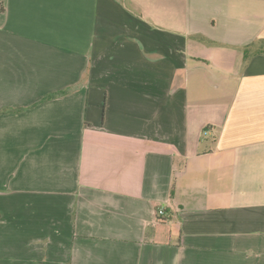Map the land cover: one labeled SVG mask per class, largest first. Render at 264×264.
Masks as SVG:
<instances>
[{"label":"crops","instance_id":"crops-1","mask_svg":"<svg viewBox=\"0 0 264 264\" xmlns=\"http://www.w3.org/2000/svg\"><path fill=\"white\" fill-rule=\"evenodd\" d=\"M260 45L264 0H0V264H264Z\"/></svg>","mask_w":264,"mask_h":264},{"label":"trees","instance_id":"trees-1","mask_svg":"<svg viewBox=\"0 0 264 264\" xmlns=\"http://www.w3.org/2000/svg\"><path fill=\"white\" fill-rule=\"evenodd\" d=\"M257 51L264 52V45H260L258 47ZM53 96H54V94H50L46 98H50V97H53ZM172 191H173V187L171 188V193H172ZM157 216L160 217V214H157Z\"/></svg>","mask_w":264,"mask_h":264},{"label":"built area","instance_id":"built-area-1","mask_svg":"<svg viewBox=\"0 0 264 264\" xmlns=\"http://www.w3.org/2000/svg\"><path fill=\"white\" fill-rule=\"evenodd\" d=\"M164 212H163V210L162 209H158L157 210V214H160V215H162Z\"/></svg>","mask_w":264,"mask_h":264}]
</instances>
